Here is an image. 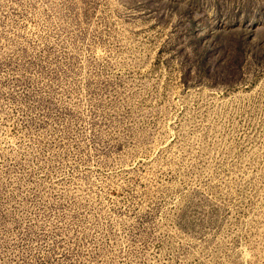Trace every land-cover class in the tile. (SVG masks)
<instances>
[{"label": "rangeland", "instance_id": "1", "mask_svg": "<svg viewBox=\"0 0 264 264\" xmlns=\"http://www.w3.org/2000/svg\"><path fill=\"white\" fill-rule=\"evenodd\" d=\"M0 264H264V0H0Z\"/></svg>", "mask_w": 264, "mask_h": 264}]
</instances>
